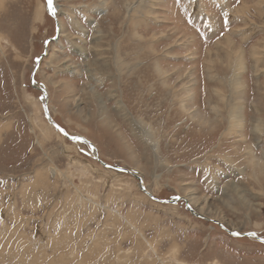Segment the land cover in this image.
<instances>
[{
  "label": "rangeland",
  "instance_id": "1",
  "mask_svg": "<svg viewBox=\"0 0 264 264\" xmlns=\"http://www.w3.org/2000/svg\"><path fill=\"white\" fill-rule=\"evenodd\" d=\"M54 6L0 0V264H264V0Z\"/></svg>",
  "mask_w": 264,
  "mask_h": 264
},
{
  "label": "water",
  "instance_id": "2",
  "mask_svg": "<svg viewBox=\"0 0 264 264\" xmlns=\"http://www.w3.org/2000/svg\"><path fill=\"white\" fill-rule=\"evenodd\" d=\"M48 10V9H47ZM48 13H49V11H48ZM50 14V13H49ZM52 15V14H51ZM33 84V83H32ZM33 87L34 88H36L34 85H33ZM39 91H41V93H42V95H43V102H44V104H43V111H44V114H45V116H46V118H47V120L50 122V124L53 126V128L56 130V131H58L62 136H64L66 139H68L69 141H72V142H74V141H77L78 139H80V140H83L87 145H88V147L91 149V151H93V146H92V144L91 143H89V142H87L85 139H83V138H80V137H70V136H68V135H65V132L61 129V128H59L56 124H54L52 121H51V119L49 118V115H48V112H47V109H46V94H45V92L42 90V89H38ZM95 157V159L98 161V158L96 157V156H94ZM100 164H102L103 166H106L105 164H103L101 161H98ZM140 189H141V191L145 194V195H147L149 198H151V199H154L143 187H141V184H140ZM154 200H156V199H154ZM172 203V202H171ZM193 215H195L194 213H193ZM230 234V233H229ZM231 236H236V235H234V233L233 234H230ZM261 241V240H260ZM261 242H264V241H261Z\"/></svg>",
  "mask_w": 264,
  "mask_h": 264
},
{
  "label": "snow or ice",
  "instance_id": "3",
  "mask_svg": "<svg viewBox=\"0 0 264 264\" xmlns=\"http://www.w3.org/2000/svg\"><path fill=\"white\" fill-rule=\"evenodd\" d=\"M46 4H47V9H48L49 13L52 15H55L54 0H46ZM65 135H67V133H65ZM177 199H179V198L177 197ZM234 235H237V234L234 233Z\"/></svg>",
  "mask_w": 264,
  "mask_h": 264
},
{
  "label": "bare ground",
  "instance_id": "4",
  "mask_svg": "<svg viewBox=\"0 0 264 264\" xmlns=\"http://www.w3.org/2000/svg\"><path fill=\"white\" fill-rule=\"evenodd\" d=\"M55 16V15H54ZM58 30H60V27L58 28ZM46 53V52H45ZM51 133V132H50ZM99 161V160H98ZM141 187H142V184H141ZM191 199V198H190ZM192 200V199H191ZM145 201V200H144ZM192 210V209H191ZM201 211V210H199ZM230 234H233V233H230Z\"/></svg>",
  "mask_w": 264,
  "mask_h": 264
}]
</instances>
